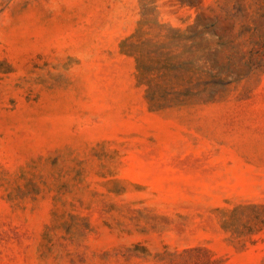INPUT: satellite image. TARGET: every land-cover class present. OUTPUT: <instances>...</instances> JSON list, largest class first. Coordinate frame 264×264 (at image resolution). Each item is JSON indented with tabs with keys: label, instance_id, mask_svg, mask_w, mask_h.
Masks as SVG:
<instances>
[{
	"label": "rangeland",
	"instance_id": "rangeland-1",
	"mask_svg": "<svg viewBox=\"0 0 264 264\" xmlns=\"http://www.w3.org/2000/svg\"><path fill=\"white\" fill-rule=\"evenodd\" d=\"M0 264H264V0H0Z\"/></svg>",
	"mask_w": 264,
	"mask_h": 264
},
{
	"label": "trees",
	"instance_id": "trees-1",
	"mask_svg": "<svg viewBox=\"0 0 264 264\" xmlns=\"http://www.w3.org/2000/svg\"><path fill=\"white\" fill-rule=\"evenodd\" d=\"M209 86L210 83L208 82H199L197 85V89H199L200 92H205Z\"/></svg>",
	"mask_w": 264,
	"mask_h": 264
}]
</instances>
